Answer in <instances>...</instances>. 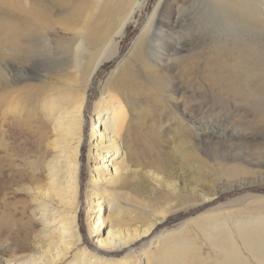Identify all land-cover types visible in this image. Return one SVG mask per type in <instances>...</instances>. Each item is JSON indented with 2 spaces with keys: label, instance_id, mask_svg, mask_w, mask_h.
Returning <instances> with one entry per match:
<instances>
[{
  "label": "rangeland",
  "instance_id": "1",
  "mask_svg": "<svg viewBox=\"0 0 264 264\" xmlns=\"http://www.w3.org/2000/svg\"><path fill=\"white\" fill-rule=\"evenodd\" d=\"M158 1L142 2L122 34L112 40L85 93L83 140L77 156L80 233L84 242H90L88 247L94 249L96 242L88 231L87 215L91 214V223H96L98 211L89 209L86 184L96 161L88 157V137L90 128L96 124V104L102 96L111 97L114 102H122L125 119L121 128L117 124L118 134L109 133H115L114 138L121 139L124 147L128 140L130 153L127 150L126 171L116 185L118 199L126 211L122 214L114 211L110 220L128 237H133L134 231L142 232L150 221H155V225L133 238L125 248L109 253L110 257L120 258L133 249L145 251L141 255L142 264H222L220 261L234 252L239 264H262L264 0L249 3L256 10V21L246 20L244 13L239 16L229 13L219 0L162 3L159 13H170V20L177 26L159 41L166 42V46L172 44L171 50L176 47V54L170 50L171 57L181 56L180 61L165 58L167 65L161 63L162 68L157 67L154 56L158 44L155 32L136 41ZM90 10L93 9L85 3L77 6L76 0L63 6L58 0H0V53L11 46L5 42L6 38L11 41L18 36L20 44L28 46L22 32L30 26L45 25L61 41L79 34L81 38L92 27L93 35L99 36L102 29L99 10L92 12L94 17L84 27L82 22L69 23L79 13ZM41 14H48L51 22L43 21ZM72 25L83 32L73 30ZM38 39L36 49L29 47L26 55L25 47L20 51L23 53L20 61H26L31 69L29 74L14 68L10 61L4 63L7 82L2 86L7 93L19 94L24 91L22 88L37 84L46 91L41 97L56 96L64 90L61 84L66 78L73 76L69 58H64L53 45L43 48L45 43ZM48 49L53 50L48 54ZM128 94L140 106L137 110L130 98L125 99ZM4 108L0 94V119L4 120L0 137L5 145L0 156L8 157L16 150L12 159L17 157L14 161L21 163L26 150L11 142L7 125L15 112ZM23 110L21 107L18 114L21 123L29 119ZM35 112H39L37 107L31 111ZM180 112L191 117L203 116L200 120L202 123L206 120L209 128L206 126L207 134L201 140L188 133ZM47 121L44 119L42 125ZM14 133L20 135L21 131ZM27 151L33 155V148ZM202 214L208 216L204 222L208 226L206 234L199 231L200 227H206L201 225ZM171 243L178 247L165 248V252L163 248ZM4 248L5 244L0 245L1 259L9 256Z\"/></svg>",
  "mask_w": 264,
  "mask_h": 264
},
{
  "label": "bare ground",
  "instance_id": "2",
  "mask_svg": "<svg viewBox=\"0 0 264 264\" xmlns=\"http://www.w3.org/2000/svg\"><path fill=\"white\" fill-rule=\"evenodd\" d=\"M58 1L63 6L70 0ZM76 1L77 6L80 7L85 3L88 8L93 10L88 13H79V16L73 18L69 23L80 24L77 22H82V27H84L94 17L95 13L92 12L99 10L97 14L102 19L99 36L93 35L95 29L92 27V30L89 29L88 33L81 38H79V34L74 39L61 41L52 33L53 30L49 31L47 27L44 28L45 25L42 28L30 26L22 32L25 36L24 39L28 41V46H22L18 36H15L11 41L6 38L5 42L11 46L7 52L0 53V94L4 101V109L15 112L7 123L10 139L11 142L17 143L21 150H26L25 153H22L25 155H22L21 163L14 161L17 157L12 159L16 150L12 149L14 152L11 151L8 157L0 156V205L2 206L0 210V245L5 244L4 252L9 254L6 259L0 258V264H142L141 255L145 254V251L135 252V250L129 249V253L125 255L126 258L125 256L110 257L109 253L125 248L130 242H133V238L150 231L155 225V221H150L142 232L134 231V236L128 237L116 223L114 224L113 220H110V215L113 216L114 211L117 210V214L126 211V206L121 205V201L118 199L116 185L119 177L126 171L124 159L130 150L128 140L124 147L121 139L118 141L114 138L125 119L122 102H114L115 98L102 96L94 110L96 124L90 128L89 137L87 136L89 141L88 157L96 161L91 166L89 180L86 184L89 209L98 211L96 223H91V214L87 215L88 231L93 235L96 247L90 249L88 247L90 242H84L80 233L77 212L80 194L77 156L83 140V107L87 99L85 93L93 80L92 76L95 70L106 58L105 52L110 47L112 40L122 34L125 26L134 17L136 10L144 0ZM163 1L159 0L156 3L136 40L138 42L155 32L158 44L154 56L159 68H162L160 67L161 63L165 65V61H168L165 58L173 59L172 61L181 58V56H170L172 44L166 46V42H160L163 34L171 32L177 26L170 20V13H159L162 3L167 4V0ZM219 1L223 2L228 12L231 11L229 13H235L237 16L244 13L246 20H257L256 10L251 5L255 4L254 0ZM41 17L47 23L52 20L48 14H41ZM57 19L56 22L60 20ZM71 27L73 30L78 29L74 25ZM81 31L83 32V29ZM36 39L45 43L43 48L52 47V45L58 47L63 57L69 58L73 76L66 78L65 83L61 84L64 90L56 93V96L47 93L48 97H41L40 95H44L46 91L37 84H30L29 87L22 88L24 91L20 92L21 94L12 95V92L9 91L7 93L5 87L2 86L7 82L3 69L4 63L10 61L14 68L23 69L29 74L31 69L27 67L26 61H20V55L27 53L29 47L36 49ZM169 40L171 41V39ZM24 47L25 52L20 53ZM52 50L48 49L47 53L49 54ZM171 51H175L176 54V47ZM129 98L137 110L140 106L136 105L130 94L125 99L129 100ZM41 99L44 101L39 103ZM172 99L176 100L174 97ZM124 102L126 103V101ZM22 105L25 106V110ZM34 106L39 109L38 113L42 112L43 115L36 112L31 113L36 108H33ZM21 107L23 114L29 116V119L23 123L18 117ZM179 115L182 118V124L189 134L195 136V140H201L207 134L206 120H203L205 123L200 120L202 115L191 117L181 115V112ZM44 119L48 121L42 125ZM3 121L0 119V127L3 126ZM118 123L121 125L119 124L117 129ZM198 126H201L199 130L196 129ZM18 129L21 131L20 135L14 133ZM112 131L115 133L110 135L109 132ZM1 137L0 152H3L5 145ZM31 148H33V155L27 151ZM6 195L7 197L4 198ZM199 216L202 220L201 225H205L204 222L208 216L206 214ZM205 226L199 228L200 233L208 232V226ZM177 247L178 244L171 243L163 249L166 252V249H176ZM252 248L256 251L255 247ZM262 248L264 249L263 246ZM220 262L222 264H239L234 252H231L224 261ZM262 264H264L263 261Z\"/></svg>",
  "mask_w": 264,
  "mask_h": 264
}]
</instances>
